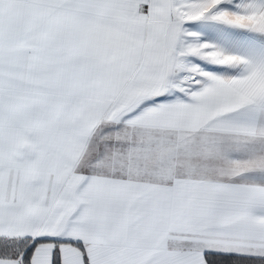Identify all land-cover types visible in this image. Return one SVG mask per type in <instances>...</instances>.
Instances as JSON below:
<instances>
[{
  "label": "snow or ice",
  "instance_id": "1",
  "mask_svg": "<svg viewBox=\"0 0 264 264\" xmlns=\"http://www.w3.org/2000/svg\"><path fill=\"white\" fill-rule=\"evenodd\" d=\"M0 264H264V0H0Z\"/></svg>",
  "mask_w": 264,
  "mask_h": 264
}]
</instances>
